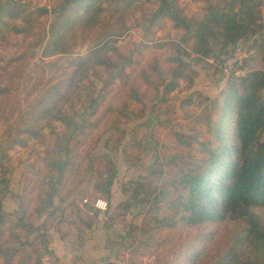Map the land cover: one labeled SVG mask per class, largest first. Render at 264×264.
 <instances>
[{"label":"rangeland","instance_id":"1","mask_svg":"<svg viewBox=\"0 0 264 264\" xmlns=\"http://www.w3.org/2000/svg\"><path fill=\"white\" fill-rule=\"evenodd\" d=\"M128 1L103 3L105 10L93 28L82 26L86 15L78 10L60 42L65 52L59 53L48 41L62 32L58 26L52 28L60 0H0V143L10 146L20 127L41 126L40 137H28L26 146L6 149L10 180L6 187L0 184L4 212L0 246L18 247L24 242L20 255L31 254L26 264H38L37 258L47 253V232L60 224L66 207L57 202L71 197L82 204L84 198L100 197L108 204L106 212L110 210L111 195L95 191L94 185L114 172L109 194L116 186L124 200L132 193L143 200L137 213L136 204L130 210L116 205L108 219L120 232L112 246L117 264H214L235 249L248 226L242 216L187 226L178 222V206L185 196L179 179L219 146L214 139V113L219 112L228 78L264 72V0H259L253 21L259 26L257 34L232 47L224 46L220 37L210 39L212 52L206 58L196 52L199 46L190 31L173 27L166 16L152 19L158 2L134 0L124 10ZM225 1L176 0L180 15L191 25L204 17L207 4L223 7ZM111 32L113 39L99 54L103 57L99 59L108 56L109 61L89 62L87 78L81 81L86 88L72 89L58 103L68 116L88 106V111L96 110L87 128L69 141V153L59 152L61 139L56 136L65 126L54 119H37L36 113L30 114L31 105L67 80L70 60L87 56ZM230 59L234 67L226 77L224 64ZM174 73H181L176 81ZM167 82L175 86L165 92ZM260 95L264 103V87ZM67 159L58 183L51 164ZM52 190L55 193L50 195ZM254 212L264 227V208ZM17 220L37 230L27 234L15 227L18 241L10 233ZM235 250L239 258L249 251ZM2 258L0 254V263Z\"/></svg>","mask_w":264,"mask_h":264},{"label":"trees","instance_id":"2","mask_svg":"<svg viewBox=\"0 0 264 264\" xmlns=\"http://www.w3.org/2000/svg\"><path fill=\"white\" fill-rule=\"evenodd\" d=\"M107 1L111 0H60L54 9L57 21L53 22L52 28L58 26V31L61 29L62 32L55 34L48 44L56 47L55 52H65L60 42L64 32L75 22L77 11L82 10L86 15L82 19L84 22L82 26L93 28L105 10L102 4ZM132 1L134 0L124 3L122 8L127 10L132 6ZM154 1L159 3V10L152 19L155 20L160 15L166 16L172 21L173 27H182L190 31L199 46L196 52L200 51L201 56L205 58L212 52L210 39L220 37L224 46L232 47L238 40L255 35L258 31L259 26L254 25L253 21L257 19L259 0H226L223 7L209 3L206 5L204 17L195 25H191L180 15L181 10L177 7L176 0ZM112 39V32L108 33L95 43L87 56L70 60L69 67L72 68V72L67 80L54 85L47 93V97L36 100L35 104L31 105L33 111L30 114L36 113L37 119H54L65 126V130L56 136V139H61L58 143L61 146L59 152L69 153V141L87 128V120L96 113V110L88 111V106L83 112L68 116L61 111L58 103L64 100L72 89L78 92L86 88L82 86L81 81L87 78L89 62L95 60L97 62L95 65H103L109 61L108 56L105 60L99 59V57L103 58L99 54ZM127 63H130V60ZM179 76L181 73H174L173 80L176 81ZM228 80L224 91L220 94L223 102L220 108L218 107L219 112L215 110L216 114L214 113V139L220 141L219 146L209 150L208 158L200 162L201 164L195 169L182 172L179 183L185 191V196L178 206L177 212L180 213L178 222L187 226L212 220L231 221L242 216L248 222V226L243 228L237 238L235 249L248 248L249 251L243 255L245 258H239L237 251L233 249L220 256L214 264H264V227L259 216L254 212L256 208H264V141L261 140L264 134V103L260 95L264 87V72L248 71L242 75L230 76ZM174 86L173 82H167L164 91L173 89ZM21 122L22 118L19 119V123ZM40 127L38 126V129L32 126L20 127L10 146L9 144L3 146L0 143V184L3 186L6 187L10 180L9 170L4 162L8 157L6 149L16 145L26 146L28 137H40ZM62 142L66 144L62 145ZM67 162L68 159L64 162L54 161V164H51L57 170L58 183L63 178ZM115 177L114 172L104 183L97 182L94 185L95 191L109 196V188ZM54 193L55 190H52L50 195ZM132 194L126 195L125 200L119 203L117 208L125 206L126 210H130L133 206L135 208V204L136 208L138 206L141 208L143 200L136 199ZM48 205L52 206V202L50 201ZM141 213L132 217H137ZM171 222L175 225L176 220L173 218ZM3 224L4 212L0 202V233ZM15 227L22 228L27 234L37 230V227L25 224L22 220L12 222L10 233L18 241L20 238L14 230ZM23 249L24 242H20L18 247L0 246V254L3 256L0 264L28 263L31 254L21 256ZM44 251L50 253L46 247ZM37 261L38 264L41 263L38 258Z\"/></svg>","mask_w":264,"mask_h":264},{"label":"crops","instance_id":"3","mask_svg":"<svg viewBox=\"0 0 264 264\" xmlns=\"http://www.w3.org/2000/svg\"><path fill=\"white\" fill-rule=\"evenodd\" d=\"M110 195L108 203L112 205L105 213L94 211L88 203L80 204L78 198L76 202L71 197L57 202L58 206H66L65 211L60 224L55 223L47 232L50 253L40 255V264H117L112 246L120 232L108 219L124 196L116 186Z\"/></svg>","mask_w":264,"mask_h":264},{"label":"built area","instance_id":"4","mask_svg":"<svg viewBox=\"0 0 264 264\" xmlns=\"http://www.w3.org/2000/svg\"><path fill=\"white\" fill-rule=\"evenodd\" d=\"M233 60L230 59V60H226L225 61V64H224V74L225 76L227 77L229 75V73L232 72L233 70ZM82 203L83 204H90V206L93 208L94 211H97L99 213H105L108 209V204L107 202L103 199V198H100V197H97V198H84L82 200Z\"/></svg>","mask_w":264,"mask_h":264},{"label":"water","instance_id":"5","mask_svg":"<svg viewBox=\"0 0 264 264\" xmlns=\"http://www.w3.org/2000/svg\"><path fill=\"white\" fill-rule=\"evenodd\" d=\"M140 206H138L135 210H134V214L137 213L140 210Z\"/></svg>","mask_w":264,"mask_h":264}]
</instances>
